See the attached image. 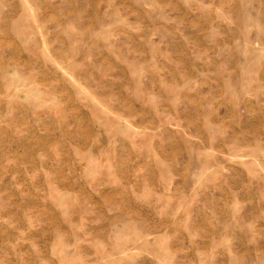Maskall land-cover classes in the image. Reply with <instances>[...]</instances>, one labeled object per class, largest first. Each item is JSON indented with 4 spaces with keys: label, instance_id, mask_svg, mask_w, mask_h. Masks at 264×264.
Masks as SVG:
<instances>
[{
    "label": "rangeland",
    "instance_id": "obj_1",
    "mask_svg": "<svg viewBox=\"0 0 264 264\" xmlns=\"http://www.w3.org/2000/svg\"><path fill=\"white\" fill-rule=\"evenodd\" d=\"M0 264H264V0H0Z\"/></svg>",
    "mask_w": 264,
    "mask_h": 264
}]
</instances>
